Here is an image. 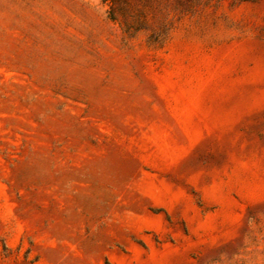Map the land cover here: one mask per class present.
<instances>
[{"label":"rangeland","instance_id":"1","mask_svg":"<svg viewBox=\"0 0 264 264\" xmlns=\"http://www.w3.org/2000/svg\"><path fill=\"white\" fill-rule=\"evenodd\" d=\"M0 264H264V0H0Z\"/></svg>","mask_w":264,"mask_h":264}]
</instances>
